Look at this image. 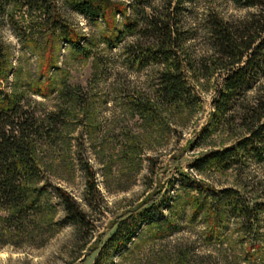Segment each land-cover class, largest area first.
Returning <instances> with one entry per match:
<instances>
[{
    "label": "rangeland",
    "instance_id": "obj_1",
    "mask_svg": "<svg viewBox=\"0 0 264 264\" xmlns=\"http://www.w3.org/2000/svg\"><path fill=\"white\" fill-rule=\"evenodd\" d=\"M53 1L52 19L80 37L87 58L66 41L55 44L59 31L42 24L37 13L28 18L25 8H8L18 27H31V43L0 19L6 69L0 93L17 94L21 110L35 126L43 124L31 136L35 176L27 187L32 198L37 189L46 193L42 214L1 208L0 264H95L116 225L152 204L162 207L166 221L142 224L126 248L111 250L97 264H264V208L257 209L264 205V161L241 151L227 167L209 159L236 145L244 135L242 114L264 100L263 47L257 76L230 102L224 118L217 116L214 103L226 71L209 26L219 19L234 27L258 9L247 0H103L116 5L106 25L90 22L64 0ZM153 14L165 16L178 33L172 51L190 93L184 104H168L158 94L163 64L143 18ZM125 20L136 24V32H122L106 45L103 39L114 28L123 30ZM51 41L52 51L45 48ZM31 83L43 95L31 94ZM141 105H148L147 114H139ZM86 169L97 193L89 190ZM56 188L86 213L87 234L63 221ZM224 189L234 191L238 204L256 206L253 218L230 215L225 203L215 213L212 202L207 220L205 210L187 205L197 196L210 203L212 191ZM50 217L51 230L45 228Z\"/></svg>",
    "mask_w": 264,
    "mask_h": 264
},
{
    "label": "trees",
    "instance_id": "obj_2",
    "mask_svg": "<svg viewBox=\"0 0 264 264\" xmlns=\"http://www.w3.org/2000/svg\"><path fill=\"white\" fill-rule=\"evenodd\" d=\"M64 1L72 11L84 15L90 22L100 19L106 25L110 23L108 17L111 12L113 14L116 10V5H111L103 0ZM247 5L255 6L258 9V14L250 16L248 20L234 27L219 19L214 20L209 26V34L215 53L224 62L222 69L226 71L221 91L214 103L215 111L220 118H224L225 113L229 111L230 102L237 98L257 76L260 69L259 55H261L260 52L264 47V0H247ZM168 6H170V3H168ZM10 7L25 8L24 16L28 18L37 13L42 24L48 23L53 31H59L57 37L59 39L55 41V44L61 40L66 41L72 51L82 57L87 58L89 56L88 47L80 45V37L66 25L52 19L55 7L53 0H0V19L5 17L9 25L22 36L21 38L31 43L33 40L28 38V33H26L31 27H18L12 14L8 13ZM143 18L145 26L150 30L149 33L154 40L152 45L154 54L160 56L163 64V71L158 79V94L168 104H184L190 98V93L182 78L180 64L172 51L173 48L178 46H175L178 33L173 30L168 19L161 14L144 16ZM256 27H258V31ZM136 28L135 23L125 20L123 30L114 28L111 37H105L103 42L108 46H112L119 39L122 32L132 34L136 32ZM55 44L51 41L50 45L45 48H50V51H52ZM87 44L90 45V43ZM49 58L46 59L47 64L51 59ZM42 74L43 72L40 76ZM5 76L4 52L0 45V81L3 82ZM40 80L37 79L35 82ZM33 83H31L28 91L33 95H43L39 84L34 85ZM139 108V114H147L149 109L148 105H141ZM51 119L55 121L59 120L60 117L52 114ZM35 124L36 122L33 121L31 115H27L26 112L21 110L20 99L17 94L13 92V94L2 95L0 93V210L6 205V208H10L13 214H19L21 211L25 212L33 208H36L39 214L44 211V205L40 202V199L46 194L45 191L37 189L36 195L32 198L28 194L29 188L27 187L29 179L32 175L35 176L31 136L43 126L42 122L36 126ZM241 124L244 127V135L241 139L238 140L235 146L211 153L209 159L212 162L219 165L225 164L224 166L227 167L233 163L237 151L244 152L245 155L251 156L257 161H264V100L257 99L247 107L242 114ZM86 172L89 190L97 193L90 169H86ZM54 190L64 213L63 221L73 226L79 233L87 234L89 223L86 213L67 192L59 188ZM234 195V191L228 189L218 192L212 191L209 195L210 203L201 204L197 196L192 198V201H189L190 203L187 205L193 206L196 211L205 210L207 220H210L212 216V202L216 203L214 209L225 203L223 206L228 208L230 215L235 216V214H238L246 220L253 218L252 214L256 210V206L240 205L236 202ZM164 206L169 208L167 204ZM161 208L152 204L142 208L133 217L120 221L113 233L103 243L95 264L99 262V258L105 257L107 259L111 250L118 252L126 248V245L136 237L142 224L150 226L155 225L157 222H165L166 220H163L160 213ZM259 208L263 209L264 205H258L257 209ZM216 212L219 211L216 209ZM42 217L44 218V215ZM53 225L55 223L50 217L45 228L51 230L50 228Z\"/></svg>",
    "mask_w": 264,
    "mask_h": 264
}]
</instances>
